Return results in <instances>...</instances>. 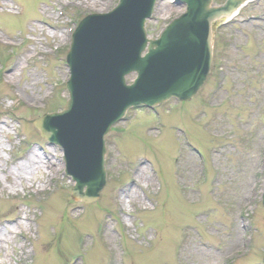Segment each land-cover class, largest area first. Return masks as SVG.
I'll list each match as a JSON object with an SVG mask.
<instances>
[{
  "label": "rangeland",
  "instance_id": "obj_1",
  "mask_svg": "<svg viewBox=\"0 0 264 264\" xmlns=\"http://www.w3.org/2000/svg\"><path fill=\"white\" fill-rule=\"evenodd\" d=\"M118 2L0 0V264H263L264 0L218 28L192 102L138 109L113 128L99 201L70 198L64 153L32 122L69 99L70 30ZM155 8L149 39L185 12Z\"/></svg>",
  "mask_w": 264,
  "mask_h": 264
},
{
  "label": "water",
  "instance_id": "obj_2",
  "mask_svg": "<svg viewBox=\"0 0 264 264\" xmlns=\"http://www.w3.org/2000/svg\"><path fill=\"white\" fill-rule=\"evenodd\" d=\"M177 1L187 5V13L158 41L149 42L144 29L156 0H121L109 14L88 16L73 35L67 59L70 101L62 113L33 125L41 137L63 148L66 173L76 183L75 201L99 199L105 185L104 138L128 109L153 108L173 97L192 100L210 70L211 24L232 16L249 0H233L218 9L211 8L212 0ZM133 72L138 80L127 86L125 78Z\"/></svg>",
  "mask_w": 264,
  "mask_h": 264
},
{
  "label": "bare ground",
  "instance_id": "obj_3",
  "mask_svg": "<svg viewBox=\"0 0 264 264\" xmlns=\"http://www.w3.org/2000/svg\"><path fill=\"white\" fill-rule=\"evenodd\" d=\"M35 163H36V162H35ZM37 167H38V168H36L37 170L42 169V168H41V163H40V161L38 162V166H37ZM145 172H147V169H146L145 167H143V168L141 169L139 175H138V180H139V182L142 181V180L144 179L145 176H147ZM137 174H138V173H137ZM10 175L14 176L13 174H10ZM17 176H18V175H17ZM147 177H148V176H147ZM8 178H9V176H6V179H7V180H8ZM7 232H9V231H7ZM9 233L12 234L11 232H9ZM0 251H1V245H0Z\"/></svg>",
  "mask_w": 264,
  "mask_h": 264
}]
</instances>
